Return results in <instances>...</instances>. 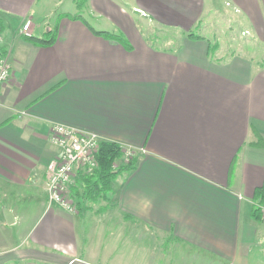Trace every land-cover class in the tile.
<instances>
[{"label":"crops","instance_id":"obj_1","mask_svg":"<svg viewBox=\"0 0 264 264\" xmlns=\"http://www.w3.org/2000/svg\"><path fill=\"white\" fill-rule=\"evenodd\" d=\"M225 1L263 46L264 0ZM207 10L214 0H88L82 11L74 0H0L11 66L0 84V264H163L146 229L167 237L172 264H264V221L252 217L264 187V60L214 33ZM28 21L32 38L57 29L56 42L26 41ZM149 23L154 42L138 27ZM56 124L136 153V170L112 183L114 204L77 214L50 204Z\"/></svg>","mask_w":264,"mask_h":264},{"label":"built area","instance_id":"obj_2","mask_svg":"<svg viewBox=\"0 0 264 264\" xmlns=\"http://www.w3.org/2000/svg\"><path fill=\"white\" fill-rule=\"evenodd\" d=\"M32 24L28 21L22 29L24 38H32ZM0 30V42H2ZM11 80V66L8 59L0 55V84L5 85ZM51 141L60 149L47 166L46 188L50 204H56L69 213H78L76 210L72 188L75 185L76 176L79 173L90 176L98 169L95 155L99 150L100 141L96 135L81 133L63 125H53ZM136 157L134 151H124L123 164ZM264 221V202L256 203Z\"/></svg>","mask_w":264,"mask_h":264},{"label":"rangeland","instance_id":"obj_3","mask_svg":"<svg viewBox=\"0 0 264 264\" xmlns=\"http://www.w3.org/2000/svg\"><path fill=\"white\" fill-rule=\"evenodd\" d=\"M225 0H214V4H215V8L218 11H212L210 12L209 10H207L206 12V16L204 20H207L208 23L212 22L216 23V27H214V33L216 31L223 33L224 35H226L227 33H229V36L232 40H234L235 42L233 43V45L235 46V48L238 51H242L245 54H249L250 56L254 57L255 59L260 58L262 60H264V45L262 46L261 44H256L253 40L252 37L250 36V33H246V27L245 24L233 13L231 12L230 9L225 7ZM57 10V9H55ZM223 15L224 20L221 19L220 15ZM222 21H218V23L216 22L217 19H219ZM50 21V20H49ZM212 23V24H213ZM229 23V24H228ZM152 24L149 23V25L146 26H142L140 24H138L139 29H141V31L148 36L152 35V41L154 42L153 39V34H155L156 36L154 38H158L159 37V30L155 29L154 26H151ZM42 32H45V26L41 28ZM155 33H154V32ZM213 33V35H214ZM200 34L205 37L208 40H213L212 34L210 31H205L204 29L200 32ZM176 34H174V32H167L166 34H164L162 37L163 39L168 38L167 40H174V42L177 44V40L178 38H176ZM231 39H225V37H223L221 40L222 44H227L230 45V40ZM168 42V41H167ZM166 40H161V44H166L167 43ZM213 42V41H212ZM214 43V42H213ZM229 43V44H228ZM123 164V162L116 164V168L121 167ZM80 176V174H78L76 176V185H74L73 187L76 188V190L81 193V195L83 194V186L82 184H78V177ZM74 189V188H73ZM48 194V192H47ZM102 201V200H101ZM74 202H75V206H76V210H80V207L77 204V199L76 197L74 198ZM103 203L105 202H109L108 201H102ZM83 205L85 207V210L88 209L89 207H94V202L91 200H84ZM109 204H114V202H112V200L109 202ZM96 207V206H95ZM94 207V208H95ZM36 215L33 214H29L26 215L27 217V221L24 223V229H26L34 220ZM146 231H148L147 236H145L147 238V250L150 248L153 251H156L154 256L157 255L161 250L163 251V255L164 257H166L165 261H162L163 264H172L171 258L168 257V252L171 250V247L168 245L167 242V237L165 235H162L160 233H156L155 231H151L149 229H146ZM150 231V232H149ZM21 234V232H19ZM144 234L140 235V236H135L133 235V237L131 238L134 243H136V252H137V243H138V239L139 238H143ZM19 237V236H18ZM145 239V238H144ZM150 239L155 240L156 242L154 244H151L149 242ZM19 241V240H18ZM17 241V242H18ZM133 248V249H135Z\"/></svg>","mask_w":264,"mask_h":264},{"label":"trees","instance_id":"obj_4","mask_svg":"<svg viewBox=\"0 0 264 264\" xmlns=\"http://www.w3.org/2000/svg\"><path fill=\"white\" fill-rule=\"evenodd\" d=\"M74 1L76 2L79 11H82L84 6L88 2V0H74ZM74 19L81 20V17L77 16L74 17ZM90 29L97 36H103L106 38H112L116 40L121 39L126 43V41L121 37H117L109 33L96 32L92 28ZM187 36L188 38H192V39H201V37H199L195 33H189ZM56 38H57V29H55L54 32L48 31L43 39L25 38V40L35 46L47 47V46H52L56 42ZM126 47L130 48L127 45ZM123 156H124V151L118 144L112 142L100 143L99 150L95 155L96 161L98 162V169L95 171L93 175L85 176L84 174H81L79 177V181L83 186V194L81 195V193H79L75 187L74 189L72 188L73 198L76 197L77 204L80 208L81 205H83L82 202L84 200H91L93 202H97L98 200L108 201L109 195H111L112 192V183L116 180V178L122 172H133L136 170L137 167L136 157L131 159L128 164L122 165L119 168L115 167L118 161L121 160L122 162ZM254 200L258 203L264 202V187L256 191ZM252 217L255 220H262L260 210L255 205L253 207Z\"/></svg>","mask_w":264,"mask_h":264},{"label":"water","instance_id":"obj_5","mask_svg":"<svg viewBox=\"0 0 264 264\" xmlns=\"http://www.w3.org/2000/svg\"><path fill=\"white\" fill-rule=\"evenodd\" d=\"M4 217L8 225L11 226L15 224L16 220L14 218V215L10 211L4 210Z\"/></svg>","mask_w":264,"mask_h":264}]
</instances>
